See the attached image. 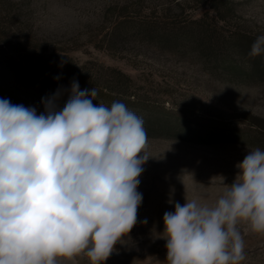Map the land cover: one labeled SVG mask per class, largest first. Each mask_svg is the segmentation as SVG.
Returning <instances> with one entry per match:
<instances>
[{"label":"rangeland","instance_id":"rangeland-1","mask_svg":"<svg viewBox=\"0 0 264 264\" xmlns=\"http://www.w3.org/2000/svg\"><path fill=\"white\" fill-rule=\"evenodd\" d=\"M232 1L234 13L220 26L240 49L225 59L189 41L163 43L159 28L152 37L136 29L201 18L209 9L191 0H2L0 34L10 45L0 46V99L40 114L42 100L57 94L62 108L74 80L97 90L111 68L132 80L129 96L93 101L126 104L143 118L149 141L137 223L104 264H167L164 213L175 202L183 205L185 196L214 202L248 150H264L256 126L264 121V69L254 66L263 54L248 55L264 35V0ZM76 66H85V76L71 78L62 92L44 81L58 70L77 74ZM244 242L242 264H264V235L247 232ZM58 264L90 261L78 256Z\"/></svg>","mask_w":264,"mask_h":264},{"label":"clouds","instance_id":"clouds-1","mask_svg":"<svg viewBox=\"0 0 264 264\" xmlns=\"http://www.w3.org/2000/svg\"><path fill=\"white\" fill-rule=\"evenodd\" d=\"M262 54L264 35L248 53ZM97 95L74 80L64 106L57 94L40 114L0 99V264H104L135 227L145 122L123 102L93 103ZM236 167L214 202L185 196L164 213L167 264H242L244 234L264 235V150Z\"/></svg>","mask_w":264,"mask_h":264},{"label":"trees","instance_id":"trees-1","mask_svg":"<svg viewBox=\"0 0 264 264\" xmlns=\"http://www.w3.org/2000/svg\"><path fill=\"white\" fill-rule=\"evenodd\" d=\"M196 4V7L202 8L207 7L209 10L198 19H189L186 24L178 22V20H173L168 25L165 24L163 27L158 25H150L149 22H144L139 24L136 29L143 33L144 37H152L155 31L158 29L159 39L163 43H170L173 45H181L185 42L194 43L198 49L202 52L209 51L210 53L216 54V56L222 58H229L232 52L238 51L240 48L237 46L238 42L236 40H230L228 32L220 26L221 23H226L232 14L234 13V2L232 0H191ZM5 3L0 0V6ZM1 28V19H0ZM1 33V32H0ZM232 35V34H231ZM9 43L3 40L0 34V46L9 47ZM248 51V50H246ZM263 57V58H262ZM261 60L254 63L255 67L264 69V54ZM77 74L74 72H69V74L62 73L61 70L55 71L52 78H48L45 74L43 76L44 81L51 83L52 88L57 92L64 91L63 85H69L70 79L74 76L84 77L85 66H76ZM74 74V75H73ZM66 75V76H65ZM58 77V79H57ZM64 80L66 83H64ZM132 82L131 78L128 77L123 72L116 69H107V76L102 83V85L97 89L99 92V97L104 98L106 96H129L128 89H130V84ZM68 83V84H67ZM80 90L89 89L83 88L82 84L79 82ZM103 100V99H101ZM105 102V100H104ZM260 123L256 124L257 129L261 134H264V121L261 119ZM196 134V133H195ZM198 135V134H196Z\"/></svg>","mask_w":264,"mask_h":264}]
</instances>
